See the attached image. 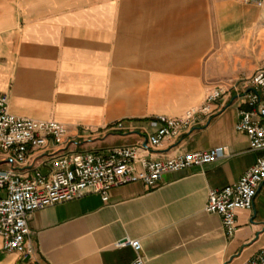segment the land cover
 <instances>
[{"label":"crops","instance_id":"crops-1","mask_svg":"<svg viewBox=\"0 0 264 264\" xmlns=\"http://www.w3.org/2000/svg\"><path fill=\"white\" fill-rule=\"evenodd\" d=\"M246 5L0 0V90L16 116L58 121L71 135L88 129L77 150L142 145L149 118L179 117L223 86L217 62H226L241 35V17H227L225 31L223 14ZM249 79L223 86L224 96L211 105L217 112L205 124L140 150L141 157L161 159L224 146L223 158L167 173L156 188L131 183L113 189L108 201L88 192L38 210L29 220L34 254L23 258L0 246V264H130L136 251L118 246L127 238L141 241L147 264H245L264 247V183L254 208L236 212L233 237L222 216L206 209L212 189L237 183L264 154L237 129L240 111L249 109ZM119 121L125 128L112 130Z\"/></svg>","mask_w":264,"mask_h":264},{"label":"built area","instance_id":"built-area-1","mask_svg":"<svg viewBox=\"0 0 264 264\" xmlns=\"http://www.w3.org/2000/svg\"><path fill=\"white\" fill-rule=\"evenodd\" d=\"M264 9V0H242ZM245 97L249 109L240 111L237 129L246 133L252 150L264 152V59L249 79ZM223 86L210 90L206 102L188 109L179 117L158 115L148 119L146 142L142 145H118L98 151L77 150L80 139L90 131L71 135L66 125L14 115L10 96L0 90V246L23 258L34 254L29 237L31 215L49 206L78 199L88 192L98 193L108 201L115 188L143 183L156 188L167 173L212 164L227 154V147L207 151L183 152L175 157L147 159L140 150L157 149L166 140H175L205 124L217 112L211 108L225 94ZM112 130H123L124 122ZM37 164H39L37 166ZM140 165V167H138ZM44 167L45 169H43ZM264 183V154L247 169L239 181L209 193L207 212L223 218L228 237L237 231L238 210H252ZM119 247L131 246L137 253L130 264H147L138 239H123ZM245 264H264V247Z\"/></svg>","mask_w":264,"mask_h":264},{"label":"rangeland","instance_id":"rangeland-1","mask_svg":"<svg viewBox=\"0 0 264 264\" xmlns=\"http://www.w3.org/2000/svg\"><path fill=\"white\" fill-rule=\"evenodd\" d=\"M229 16L241 17L238 23L241 35L239 47L234 49L226 62H217V80L225 87L250 78L262 65L264 59V9L249 4L236 9L232 14H223L225 31L230 28V24L226 21Z\"/></svg>","mask_w":264,"mask_h":264}]
</instances>
